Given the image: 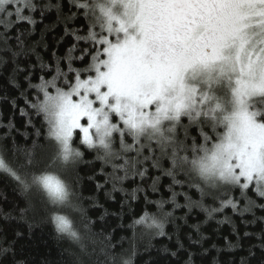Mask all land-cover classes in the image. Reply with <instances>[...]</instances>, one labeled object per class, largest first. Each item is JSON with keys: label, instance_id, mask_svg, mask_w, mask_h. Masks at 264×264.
<instances>
[{"label": "snow or ice", "instance_id": "1", "mask_svg": "<svg viewBox=\"0 0 264 264\" xmlns=\"http://www.w3.org/2000/svg\"><path fill=\"white\" fill-rule=\"evenodd\" d=\"M69 2L76 11L65 14L62 0H0V103L18 110L27 118L25 127L34 130L23 133L30 144L21 147L13 139L9 148L8 138L19 129L12 118L0 125L7 129L0 138V175L14 181V191L24 198L22 207L13 202L5 210L8 197L0 193V237L10 230L13 237L0 243V264H31L14 245L26 236L31 240L45 223L69 244L56 264H135L136 226L150 230L139 233L140 240L148 237L144 250L150 252L151 240L168 236L166 223L176 222L165 203L188 209L186 218L194 209L212 218L230 207L241 217L252 214L248 223H264V216H256V210H264V0ZM52 9L73 42L62 56L52 51L46 64L37 49L49 48L48 28L34 40L38 21L33 14L43 20ZM77 16L83 27L73 29L69 21ZM21 22L33 27L20 30ZM63 40L57 37L52 47ZM32 54L36 62L21 67ZM36 63L42 73L38 83L33 82ZM9 151L15 165L6 159ZM90 153H95L91 160ZM96 161L101 162L98 173ZM137 177L151 179L153 192L161 177L169 178L171 196L156 202L157 214L145 212L128 226L133 229L129 254L118 259L112 243L116 229L108 217L123 220L125 203L117 193L134 200L146 192L140 185L125 189L124 181L135 183ZM98 178L103 183H95V195L85 197L84 180ZM177 187L195 190L199 199ZM206 199L219 201V207H206ZM106 202L118 205L117 211L109 212ZM69 210L79 214L81 228L66 214ZM90 210L100 213L96 219ZM259 238L240 264H264V229ZM236 247L229 242L230 250ZM183 248L178 242V251ZM161 251L160 260L150 257L144 264H173L178 251ZM184 255V264H194V253ZM44 264H50L47 257Z\"/></svg>", "mask_w": 264, "mask_h": 264}, {"label": "trees", "instance_id": "2", "mask_svg": "<svg viewBox=\"0 0 264 264\" xmlns=\"http://www.w3.org/2000/svg\"><path fill=\"white\" fill-rule=\"evenodd\" d=\"M47 2V0H45ZM63 3L67 4V7L64 9L65 14H69V9L76 11L75 8L71 5L69 0H62ZM35 19L38 21L33 32V39L40 40L41 32L48 28V31L45 34V40L49 44V48L45 49L41 45L37 52L42 58L44 63H49L51 60V52L56 51L58 55H64L67 48L71 46L73 42V37L65 36V22L63 20H57V13L55 9L46 13V18L41 20L38 13L33 14ZM78 20H82V16H77L75 20L69 21L71 28H82L83 25L77 23ZM20 30L30 29L33 26L28 25L27 22H21ZM63 36V42L56 48L52 47V44L55 42L57 37ZM20 59H26L21 57ZM36 54H32L30 58L27 59L26 63H22L21 67H26L28 65L36 62ZM63 66V65H62ZM78 66V65H76ZM66 71L67 68L64 67ZM54 71V65H53ZM34 76L36 79L33 80L34 83H38V77L42 73L39 71V63L35 64L33 69ZM49 79L51 76L48 77ZM22 79V78H21ZM27 84V81H23ZM12 95L18 98V104L20 108L25 107L23 98H20L19 91L14 90ZM12 118L13 122L16 125V128L19 129V132L13 131L11 137L8 138L7 143L9 148L12 147L13 139L16 144L23 147L26 144L31 143V137L27 139L23 133H31L34 130L31 127H25L27 123V118L20 115L18 110L11 109L9 105L0 103V125H5L8 123V119ZM33 123L36 127H40V120L34 118ZM7 131L5 128H0V138L4 136V133ZM95 156V153H90L86 155V158L91 160ZM6 159L15 165L16 158L12 155V152L7 153ZM101 162L96 161L95 170L98 173L100 170ZM107 171H111L110 168ZM152 176L159 175L156 170H150ZM81 175H84L82 172ZM103 183V178H98V181H88L87 179L83 182L82 191L85 197L95 195V183ZM151 179H148L145 182H141L139 177L136 178V182L132 183L131 181H124V187L128 192H131L133 188H136L137 185H140L142 188L146 189L145 191H140L137 193V198L134 200H128L125 198L124 193H117V200L124 201L125 209L123 213V220L114 217H108V222L111 225V228H115L116 231L112 233L113 240L112 243L116 245L114 251L118 254H123L125 257L129 254V238L133 236V229L129 228V225L133 224L135 219H138L145 212L149 214H157V203L161 200H168L171 196V193L168 190V184L170 183L169 178L161 177L158 182V191L153 192L149 185H151ZM15 182L9 178L0 175V193L8 197V202L3 204L5 210H10V206L13 202L20 204L22 207L23 196L20 194L19 190H15ZM107 189H111V184L106 185ZM178 192H187L189 195H192L193 199H199V194L195 193V190H189L187 188H176ZM235 196H239V192L234 193ZM101 202L103 201V194H100ZM179 203L184 204L185 201L183 196L177 197ZM86 208L89 207L87 203L84 205ZM206 207H219V201L213 203L211 200L205 201ZM243 204H241V207ZM105 207L108 208L109 212L117 211L118 205H113L112 202H106ZM164 210L168 212H173V218H175V223L170 222L166 223L165 231L168 233V236L165 237H156L151 240L154 247L151 248L150 252L144 250V246L148 243V237L145 236L143 240L139 239L140 232H149L150 230L144 228L143 226L137 225V245H138V254L134 257L135 264H144L145 261L149 260L151 257L153 260H160L164 253L161 251L164 247H168L171 251H178V242L184 245L183 249L178 251L177 257L172 258L173 264H184L186 256L184 255L185 251L194 253V264H240L241 258L247 255L248 249L252 245H259L260 233L264 229V223L256 221L254 223H248L247 221H252L253 216L250 213H245L241 217L237 213H233L231 208H226L222 213L213 214L212 218H208L207 213L202 209H194L190 213L189 217L186 218V213L188 209L186 208H177L173 209L170 203L164 204ZM69 217L75 222L77 228H81L79 214L73 213L70 210L66 213ZM90 214L93 219H96L97 215L100 213L94 210H90ZM256 216H264V210H256ZM225 217L228 218V221H225ZM186 221V222H185ZM223 221V223H221ZM20 223L18 220L13 221V227L16 224ZM123 225L120 227L119 225ZM177 224L181 227L177 228ZM199 226V232L196 231V226ZM111 228L108 231H111ZM23 230L27 232L26 226L23 227ZM98 230V228L96 229ZM35 235L29 240L27 236L25 239L18 241L14 248L17 251V254L20 258L29 260L31 264H44V258L47 257L50 264H56V261L59 257V254L62 249L69 247V244L66 240H60L57 238L54 226L51 223H45L40 227L34 229ZM248 232L252 235L245 236L244 233ZM168 237H171L169 239ZM13 237L11 230L3 237H0V243L7 241L11 243ZM193 241H199V243H193ZM229 242L233 245L238 244L239 247L234 249H229ZM207 250V251H205Z\"/></svg>", "mask_w": 264, "mask_h": 264}]
</instances>
